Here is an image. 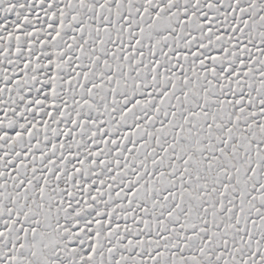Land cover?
<instances>
[{
    "label": "snow or ice",
    "instance_id": "6c2138e0",
    "mask_svg": "<svg viewBox=\"0 0 264 264\" xmlns=\"http://www.w3.org/2000/svg\"><path fill=\"white\" fill-rule=\"evenodd\" d=\"M0 264H264V0H0Z\"/></svg>",
    "mask_w": 264,
    "mask_h": 264
}]
</instances>
